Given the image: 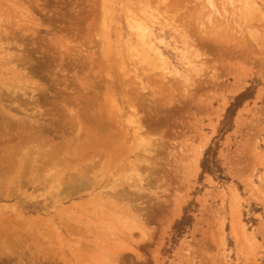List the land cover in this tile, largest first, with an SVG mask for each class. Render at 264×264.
<instances>
[{"label":"rangeland","instance_id":"rangeland-1","mask_svg":"<svg viewBox=\"0 0 264 264\" xmlns=\"http://www.w3.org/2000/svg\"><path fill=\"white\" fill-rule=\"evenodd\" d=\"M0 264H264V0H0Z\"/></svg>","mask_w":264,"mask_h":264},{"label":"trees","instance_id":"trees-1","mask_svg":"<svg viewBox=\"0 0 264 264\" xmlns=\"http://www.w3.org/2000/svg\"><path fill=\"white\" fill-rule=\"evenodd\" d=\"M252 90L246 88L243 92L234 96L232 102L228 105L225 110L223 119L221 121L220 127L218 129L219 134H224L231 128L232 118L235 115L237 108L242 104L246 99L251 98ZM216 149L217 144L214 146H208L203 154V157L200 161L201 174L207 173L209 175L214 174L215 172L221 173V168L219 162L216 158ZM188 208H185L181 217L177 219L172 225V238L171 241L174 243L182 234L185 232L192 222L191 215L188 214Z\"/></svg>","mask_w":264,"mask_h":264},{"label":"bare ground","instance_id":"bare-ground-1","mask_svg":"<svg viewBox=\"0 0 264 264\" xmlns=\"http://www.w3.org/2000/svg\"><path fill=\"white\" fill-rule=\"evenodd\" d=\"M176 3H177V2H176ZM174 5H175V4H174ZM211 8H212V6H211ZM213 10H214V9H213ZM245 10H246V9H245ZM249 11H250V10H249ZM143 12H144V11H143ZM146 13H147V12H146ZM205 13H206V12H205ZM209 13H210V12H209ZM223 13H224V12H223ZM223 13H222V14H223ZM244 14H245V13H244ZM209 15H210V14H209ZM145 16H146V15H145ZM195 16H196V15H195ZM195 16H194V17H195ZM198 17H199V16H198ZM145 18H146V17H145ZM188 18H189V17H188ZM193 19H194V18H193ZM247 19H248V18H247ZM143 20H144V19H143ZM144 21H145V20H144ZM194 21H195V20H194ZM225 21H226V20H225ZM138 22H139V21H138ZM141 22H142V20H141ZM143 23H144V22H143ZM145 24H146V23H145ZM185 24H186V23H185ZM194 24H196V23H194ZM176 25H177V24H176ZM247 25H248V24H247ZM142 26H143V25H141V27H142ZM195 26H196V25H195ZM176 28H177V27H176ZM212 29H213V28H212ZM142 30H143V29H142ZM137 32H138V31H137ZM194 32H195V31H194ZM201 32H202V31H201ZM183 33H184V32H183ZM183 33H182V34H183ZM195 33H196V32H195ZM142 35H144V34H142ZM185 35H187V34H185ZM195 35H197V34H195ZM197 36H198V35H197ZM203 37H205V36L203 35ZM254 37H255V36H254ZM182 38H183V37H182ZM211 38H212V37H211ZM196 39H197V37H196ZM205 39H206V38H205ZM144 41H145V38L143 39V42H144ZM146 41H148L147 38H146ZM146 41H145V45L148 44V43L146 44ZM184 45H185V44H184ZM241 51H242V50H241ZM197 70H198V69H197ZM197 70H196V71H197ZM162 78H163V77H162ZM183 78H185V77H183ZM157 79H158V78H157ZM163 79H165V78H163ZM161 80H162V79H160V81H161ZM180 83H181V82H180ZM159 84H160V83H159ZM168 84H169V83H168ZM181 84H182V83H181ZM173 85H174V84H173ZM178 86H179V84H178ZM182 86H183V85H182ZM151 87H152V86H151ZM184 87H185V86H184ZM184 87H183V88H184ZM152 88H153V87H152ZM141 89H142V88H141ZM171 89H172V88H171ZM156 90H157V89H156ZM233 90H234V89H233ZM163 91H164V90H163ZM170 91H171V90H170ZM154 92H155V91H154ZM171 92H172V91H171ZM168 94H169V93H168ZM147 96H148V95H147ZM148 97H149V96H148ZM145 98H146V97H145ZM261 98H262V97H261ZM143 99H144V98H143ZM143 101H144V100H143ZM127 104H128V103H127ZM139 104H140V103H139ZM139 104H138V105H139ZM144 104H145V103H144ZM155 104H156V103H155ZM129 105H130V104H129ZM130 106H131V105H130ZM130 106H128V107H130ZM139 107H140V105H139ZM130 108H131V107H130ZM131 110H132V109H131ZM99 111H100V110H99ZM103 111H104V110H103ZM108 113H110V112H108ZM108 113L106 112V114H108ZM95 114H96V113H95ZM98 114H99V113H98ZM103 114H104V113H103ZM106 114H105V115H106ZM108 115H109V114H108ZM110 115H111V114H110ZM102 116H103V115H102ZM136 116H137V115H136ZM108 117H109V116H108ZM111 117H112V116H111ZM77 118H78V117H77ZM100 118H101V117H100ZM100 118H99V119H100ZM106 118H107V117H106ZM99 119H98V120H99ZM111 119H112V118H111ZM136 119H137V117H136ZM136 119H135V120H136ZM102 120H104V119H102ZM107 120H108V118H107ZM107 120H106V121H107ZM106 121H104V122H106ZM109 121H110V119H109ZM112 121H113V120H112ZM128 121L131 122V121H133V119H132V120H128ZM100 122H101V120H100ZM107 122H108V121H107ZM110 122H111V121H110ZM134 122H135V121H134ZM134 122H132V123L135 124V126H137V123H134ZM137 122H138V121H137ZM29 123H31V122H29ZM33 123H35V122H33ZM94 123H95V122H94ZM101 123H102V122H101ZM114 123H117V122H114ZM197 123H198V122H197ZM106 124H107V123H106ZM106 124H105V125H106ZM111 124L113 125V122H112ZM120 124H121V123H120ZM123 124H125V123H123ZM128 124H129V123H128ZM133 124H131V125L133 126ZM147 124H148V123H147ZM101 125H102V124H101ZM108 125H109V124H108ZM108 125H107V126H108ZM114 125H115V124H114ZM149 125H150V124H149ZM197 125H198V124H197ZM39 126H40V124H39ZM39 126H38V127H39ZM102 126L104 127V123H103ZM107 126H106V127H107ZM109 126H110V125H109ZM109 126H108V127H109ZM115 126H116V125H115ZM145 126H146V125H145ZM108 127H107V128H108ZM123 127H124V126H123ZM133 127H134V126H133ZM140 127H141V126H140ZM147 127H148V126H147ZM101 128H102V127H101ZM114 128H115V127H114ZM116 128H118V125H117ZM126 128L129 129L128 125H127ZM126 128H125V129H126ZM130 128H132V127H130ZM136 128H138V126H137ZM141 128H142V127H141ZM103 129H104V128H103ZM103 129H101V130H103ZM121 129H122V127H121ZM143 129H144V128H143ZM81 130H82V129H81ZM132 130H133V128H132ZM141 130H142V129H140V131H141ZM146 130H147V129H145V131H146ZM148 130H149V129H148ZM103 131H104V130H103ZM107 131H108V130H107ZM116 131H117V129H116ZM133 131H134V130H133ZM133 131L131 132V134L134 133ZM142 131H143V130H142ZM149 131H150V130H149ZM20 132H21V131H20ZM27 132H28V131H27ZM36 132H37V131H36ZM121 132H122V131H121ZM124 132H125V131H124ZM135 132H136V131H135ZM146 132H147V131H146ZM150 132H151V131H150ZM197 132H198V131H197ZM29 133H30V132H29ZM42 133H43V132H42ZM118 133H119V132H118ZM137 133H138V132H137ZM148 133H149V132H148ZM129 134H130V133H129ZM131 134H130V135H131ZM139 134H140V133H139ZM139 134H137V135L140 136L141 134H140V135H139ZM146 134H147V133H146ZM24 135H25V134H24ZM37 135H38V134H37ZM122 135H123V134H122ZM122 135H121V136H122ZM137 135H135V137H136ZM20 136H21V135H20ZM25 136H26V135H25ZM32 136H33V135H31L30 137H32ZM131 136H132V135H131ZM143 136H144V135H143ZM143 136H140V137H143ZM14 137H15V136H14ZM26 137H27V136H26ZM37 137H39V136H37ZM42 137H43V135H42ZM45 137H46V136H45ZM118 137H120V134H119ZM140 137H139V138H140ZM28 138H29V137H28ZM129 138H130V137H129ZM136 138L138 139V137H136ZM146 138H147V137H146ZM72 139H73V137H72ZM69 140H70V139H69ZM131 140H132V139H131ZM131 140H130V142H131ZM145 140H146V139H145ZM28 141H29V140H28ZM32 141H35V140H32ZM40 141H41V140H40ZM70 141H71V140H70ZM138 141H139V140H138ZM148 141H149V140H148ZM154 141H155V139H154ZM164 141H165V140H164ZM36 142L39 143V141H36ZM36 142H35V143H36ZM42 142H43V141H42ZM58 142H59V141H58ZM130 142H129V143H130ZM142 142H143V140H142ZM19 143H20V142H19ZM22 143H23V142H22ZM43 143H44V142H43ZM72 143H73V142H72ZM125 143H126V142H125ZM139 143H140V142H138V144H139ZM155 143H156V142H155ZM164 143H165V142H164ZM20 144H21V143H20ZM56 144H58V143H56ZM69 144H70V143H69ZM76 144H77V143H76ZM136 144H137V143H136ZM153 144H154V143H153ZM166 144H167V143H166ZM14 145H15V144H14ZM139 145H140V144H139ZM154 145H155V144H154ZM53 146L55 147V145H53ZM71 146H72V145H71ZM125 146H126V145H125ZM127 146H128V145H127ZM157 146H158V143H157ZM163 146H164V145H163ZM177 146H178V144H177ZM15 147H16V146H15ZM24 147H25V146H24ZM34 147H35V146H34ZM54 147H53V148H54ZM67 147H68V146H67ZM101 147H102V146H101ZM133 147H134V145H133ZM154 147H156V146H154ZM10 148H11V147H10ZM18 148H19V147H18ZM51 148H52V147H51ZM146 148H147V147H146ZM188 148H189V147H188ZM12 149H13V147H12ZM101 149L104 150L103 147H102ZM135 149H136V148H135ZM157 149H158V147H157ZM42 150H43V149H42ZM53 150H55V149H53ZM18 151H19V150H18ZM20 151H21V150H20ZM49 151H50V149H49ZM127 151H128V150H127ZM143 151H144V150H143ZM146 151H147V150H145L144 152L146 153ZM153 151H154V150H153ZM159 151H163V150H159ZM61 152H62V151H61ZM72 152H74V151H72ZM72 152H71V153H72ZM92 152H93V151H92ZM124 152H125V151H124ZM144 152H143V153H144ZM176 152H177V151H176ZM94 153H95V152H94ZM155 153H156V152H155ZM11 154H12V151H11ZM33 154H34V153H33ZM57 154H58V153H57ZM64 154H65V153H64ZM141 154H142V153H141ZM176 154H177V153H176ZM35 155H36V154H35ZM95 155H96V154H95ZM95 155H94V156H95ZM103 155H104V154H103ZM151 155H152V154H151ZM151 155H150V156H151ZM91 156H92V155H91ZM94 156H92V157H94ZM100 156H101V155H100ZM147 156H148V155H147ZM59 157H60V156H59ZM63 157H64V156H62V158H63ZM87 157H88V156H87ZM175 157H176V156H175ZM194 157H195V156H194ZM73 158H74V156H73ZM94 158H95V157H94ZM99 158H101V157H99ZM139 158H140V157H139ZM142 158H143V157H142ZM148 158H149V157H148ZM171 158H172V157H171ZM33 159H34V157H33ZM33 159H32V160H33ZM42 159H43V158H41V160H42ZM76 159H77V158H76ZM89 159H90V158H89ZM107 159H108V158H107ZM140 159H141V158H140ZM143 159H144V158H143ZM167 159H168V157H167ZM180 159H181V158H180ZM180 159H178V160H180ZM182 159H183V158H182ZM48 160H50V159H48ZM95 160H96V159H95ZM164 160H165V159H164ZM25 161L28 162L27 159H25ZM54 161H55V159L53 160L52 163H55ZM88 161H89V160H88ZM97 161H99V160H97ZM137 161H138V160H137ZM150 161H151V160H150ZM171 161H172V160H171ZM61 162H62V161H61ZM75 162H76V161H75ZM93 162H95V161H93ZM127 162H128V161H127ZM142 162H143V160H142ZM144 162H145V161H144ZM28 163H29V162H28ZM72 163H73V161H72ZM87 163H88V162H87ZM137 163H138V162H137ZM150 163H151V162H150ZM7 164H8V162H7ZM46 164H47V162H46ZM48 164H50V163H48ZM48 164H47V165H48ZM88 164H90V162H89ZM91 164H94V163H91ZM99 164H100V163H99ZM99 164H98V165H99ZM107 164H108V163H107ZM128 164H129V163H128ZM128 164H127V165H128ZM140 164H141V162H140ZM145 164H146V163H145ZM152 164H153V163H152ZM166 164H167V163H166ZM9 165H10V163H9ZM39 165H40V163H39ZM77 165H78V164H77ZM102 165H103V164H102ZM112 165H113V164H112ZM130 165H131V164H130ZM136 165H137V164H136ZM154 165H155V164H154ZM91 166H92V165H91ZM103 166H104V165H103ZM132 166H133V165H132ZM134 166H135V165H134ZM139 166H140V165H139ZM139 166H138V167H139ZM143 166H144V165H143ZM145 166H146V165H145ZM104 167H105V166H104ZM128 167H129V166H128ZM147 167H149L150 170H151V167H150V166H147ZM83 168H84V167H83ZM91 168H92V167H91ZM129 168H130V167H129ZM142 168H143V167H142ZM125 169H126V168H125ZM127 169H128V168H127ZM133 169H135V168H133ZM136 169H137V167H136ZM138 169H139V168H138ZM153 169H154V168H153ZM158 169H159V168H158ZM174 169H175V168H174ZM76 170H78V169L76 168ZM80 170H81V169H80ZM143 170H144V169H143ZM150 170H149V171H150ZM155 170H156V169H155ZM123 171H124V170H123ZM128 171H129V170H128ZM136 171H137V170H136ZM138 171H139V170H138ZM138 171H137V172H138ZM144 171H148L147 168H146V170H144ZM76 172H77V171H76ZM80 172H81V171H80ZM92 172H93V171H92ZM97 172H98V171H97ZM132 172H133V171H132ZM137 172H136V173H137ZM157 172H158V171H157ZM185 172H186V171H185ZM185 172H184V173H185ZM77 173H78V172H77ZM77 173H76V174H77ZM82 173H83V172H82ZM95 173H96V172H95ZM134 173H135V172H134ZM138 173H139V172H138ZM146 173H147V172H146ZM151 173H152V172H151ZM182 173H183V172H182ZM80 174H81V173H80ZM99 174H100V173H99ZM127 174H128V173H127ZM147 174H149V173H147ZM77 175H78V174H77ZM136 175H137V174H135V175H133V176L136 177ZM139 175H140V174H139ZM139 175H138V176H139ZM145 175H146V174H145ZM149 175H150V174H149ZM80 176L82 177V174H81ZM99 176H102V175H99ZM99 176L97 177L98 179H99ZM143 176H144V175H143ZM153 176H154V175H153ZM175 176H176V175H175ZM177 176H178V175H177ZM76 177H77V176H76ZM76 177H74L75 180H76ZM78 177H79V175H78ZM78 177H77V178H78ZM173 177H174V176H173ZM85 178H86V177H85ZM125 178H126V177H125ZM130 178H131V175H130ZM136 178H137V177H136ZM136 178H135V179H136ZM141 178H142V177H141ZM156 178H157V177H156ZM88 179H89V178H88ZM88 179H87V180H88ZM98 179H97V180H98ZM142 179H143V178H142ZM142 179H140V177H139L138 180H142ZM147 179H148V178H147ZM150 179H151V178H150ZM152 179H153V178H152ZM75 180H74V181H75ZM87 180H86V181H87ZM92 180H93V179H92ZM94 180H95V179H94ZM97 180H96V181H97ZM133 180H134V179H133ZM153 180H155V179H153ZM74 181H73V182H74ZM77 181H78V180H77ZM98 181H100V179H99ZM123 181H125V180H123ZM148 181H149V180H148ZM82 182H83V181H82ZM89 182H90V181H89ZM93 182H95V181H93ZM93 182H92V183H93ZM121 182H122V181H121ZM131 182H132V181H131ZM135 182H136V181H135ZM155 182H156V181H155ZM75 183H76V181H75ZM85 183H86V182H85ZM87 183H88V181H87ZM133 183H134V182H133ZM83 184H84V183H83ZM104 184H105V183H104ZM143 184H144V183H143ZM150 184H151V182H150ZM106 185H107V184H106ZM140 185H141V184H140ZM83 186H86V185H83ZM72 187H73V186H72ZM78 187H81V186H78ZM158 187H159V186H158ZM74 188H75V187H73V189H74ZM76 188H77V187H76ZM76 188H75V189H76ZM92 188H93V187H92ZM102 189H103V188H102ZM140 190H141V189H140ZM140 190H139V192H140ZM109 192H111V191H109ZM99 193H100V192H99ZM130 193H131V192H130ZM134 193H135V192H134ZM134 193H132V194H134ZM115 195H116V194H115ZM112 196H113V194H112ZM121 197H122V196H121ZM124 197H125V196H124ZM135 197H136V196H135ZM122 198H123V197H122ZM136 198H137V197H136ZM130 199H131V198H130ZM126 200H127V199H126ZM136 200H137V199H136ZM130 201H131V200H130ZM134 203H135V202H134ZM134 208H136V207H134ZM134 208H133V210H134ZM131 209H132V208H131ZM124 212H126V210H125ZM135 212H136V211H135ZM129 223H130V222H129Z\"/></svg>","mask_w":264,"mask_h":264}]
</instances>
